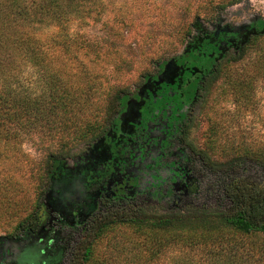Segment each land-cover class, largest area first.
Segmentation results:
<instances>
[{"label":"rangeland","instance_id":"1","mask_svg":"<svg viewBox=\"0 0 264 264\" xmlns=\"http://www.w3.org/2000/svg\"><path fill=\"white\" fill-rule=\"evenodd\" d=\"M229 1L111 0L101 21H90L86 27L75 22L70 33L75 37L83 35L89 45L108 55L104 58L92 55L94 60H99L98 65L91 66L97 74L98 89L91 98V106L80 112L81 120L85 123L94 121L100 128L104 127L110 118L107 111L116 99L123 93L134 92L158 63L167 61L170 65L185 53L210 55L212 48L201 46L207 37L221 41V53L227 43L236 45L253 33L264 32V25L259 24L264 21V0H240L237 4L225 5ZM192 23H196V29L188 33ZM40 35L48 41L55 35V29H45ZM262 53L264 35L257 45L246 51L242 60L224 67V72L232 75V80L244 76V81L250 82L249 88L244 89L248 92L246 98L233 89L230 76L223 73L210 85L196 109L189 141L196 149L207 152L212 161L223 163L242 155L244 150L254 158L264 153ZM31 137L17 141L14 147H7V158L0 159V248L5 240L15 238L8 247H22L21 252L13 253L16 263L69 264L71 251L82 231L67 226L64 229L49 211L56 216L58 211L52 207L57 205L54 201L58 195H65L68 202L74 199L70 191L71 183L78 181L76 165L72 160L61 158L83 153L92 140L68 144L66 149L58 136L49 139L38 133ZM79 160H82L81 164L85 163L83 157ZM50 161L53 166L51 179L49 189L44 191ZM196 169V184L185 189L187 194L183 191L171 198L156 194L136 197L133 201L164 208L190 205L227 207L228 202L220 190L224 175L209 173L199 161ZM244 169L247 175L258 171L264 177V170H256L252 161L247 162ZM40 197L48 210L43 225L35 233L14 237L15 226L34 210ZM135 240L131 229L117 226L98 242L97 258L105 262L110 261L111 255L131 259L128 251L132 248L131 241Z\"/></svg>","mask_w":264,"mask_h":264},{"label":"trees","instance_id":"2","mask_svg":"<svg viewBox=\"0 0 264 264\" xmlns=\"http://www.w3.org/2000/svg\"><path fill=\"white\" fill-rule=\"evenodd\" d=\"M110 1L0 0V159L7 158V147L38 133L49 139L58 136L66 149L68 144L95 138L100 127L94 121L83 122L80 112L91 106L98 89L91 66L99 60L92 55H108L70 30L75 22L86 27L90 21H101ZM239 2L231 0L225 5ZM259 24L263 26L264 21ZM51 28L55 35L46 41L40 34ZM194 28L196 23L187 32ZM263 35L253 33L237 50L224 54L210 74L208 88L223 73L228 74L224 72L226 64L242 60ZM229 80L246 98L244 89L250 82L244 81V76L232 80L231 75ZM115 104L107 116L113 114ZM193 150L209 173L224 175L220 190L227 207L164 208L138 201L107 207L80 236L69 264H264V177L258 171L247 175L244 169L252 161L256 170L263 171L264 153L254 158L244 150L242 155L217 163L204 150ZM52 167L50 161L44 191ZM41 205L40 197L34 210L15 226L14 237L39 229ZM117 226L128 227L136 236L128 251L132 257L111 255L109 262L102 261L96 255L98 242Z\"/></svg>","mask_w":264,"mask_h":264},{"label":"flooded vegetation","instance_id":"3","mask_svg":"<svg viewBox=\"0 0 264 264\" xmlns=\"http://www.w3.org/2000/svg\"><path fill=\"white\" fill-rule=\"evenodd\" d=\"M220 43L207 37L201 46L212 48L210 55L185 53L170 65L167 61L158 63L134 92L117 98L113 114L86 151L66 159L76 165L78 181L71 183L74 199L70 202L62 194L57 196L59 200L55 198L57 205L52 208L58 211L56 216L49 211L55 221L84 235L95 216L107 207L125 206L136 197L156 194L175 197L196 184L198 158L189 141L196 109L222 56L241 44L227 43L221 54ZM82 157L85 163L81 164ZM41 202L39 228L48 214ZM14 239L3 242L0 264H20L14 256L22 247H8Z\"/></svg>","mask_w":264,"mask_h":264}]
</instances>
